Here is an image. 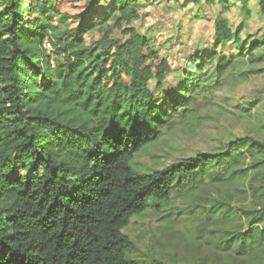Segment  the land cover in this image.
<instances>
[{
	"label": "trees",
	"instance_id": "obj_1",
	"mask_svg": "<svg viewBox=\"0 0 264 264\" xmlns=\"http://www.w3.org/2000/svg\"><path fill=\"white\" fill-rule=\"evenodd\" d=\"M258 6L264 15V0ZM138 7L139 0H0V264H136L123 233L132 217L217 166L227 181L240 158H264V143L244 137L224 153L135 170V156L187 102L155 97L151 82L161 91L171 68L133 28ZM232 41L239 46L217 19L215 46ZM261 48L264 36L248 55ZM214 58L195 57L193 69ZM247 225L236 236L241 249L253 237L264 242V207Z\"/></svg>",
	"mask_w": 264,
	"mask_h": 264
},
{
	"label": "rangeland",
	"instance_id": "obj_2",
	"mask_svg": "<svg viewBox=\"0 0 264 264\" xmlns=\"http://www.w3.org/2000/svg\"><path fill=\"white\" fill-rule=\"evenodd\" d=\"M138 10L141 18L133 28L171 68L161 91L151 82L155 97L160 102L184 96L187 102L169 112L158 140L135 156V170H162L199 153H224L244 137L264 143V48L248 55L264 36L258 0H139ZM219 18L239 46H215ZM42 45L50 51L46 39ZM213 55L201 71L193 69L195 57ZM185 73H194L188 84ZM262 160L240 158L227 181L219 180L224 169L217 166L199 183L175 189L166 203L132 217L123 231L136 247L129 257L136 264H264V242L253 237L241 249L236 238L264 207V166L251 169Z\"/></svg>",
	"mask_w": 264,
	"mask_h": 264
}]
</instances>
